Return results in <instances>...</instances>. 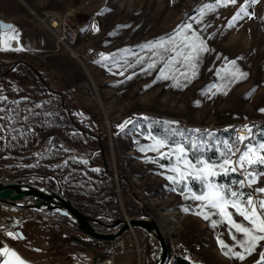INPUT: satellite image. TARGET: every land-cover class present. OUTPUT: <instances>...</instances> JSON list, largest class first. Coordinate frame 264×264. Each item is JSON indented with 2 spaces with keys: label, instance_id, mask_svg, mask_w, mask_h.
Wrapping results in <instances>:
<instances>
[{
  "label": "rangeland",
  "instance_id": "rangeland-1",
  "mask_svg": "<svg viewBox=\"0 0 264 264\" xmlns=\"http://www.w3.org/2000/svg\"><path fill=\"white\" fill-rule=\"evenodd\" d=\"M206 4H213L214 10L204 9L201 13L199 9ZM241 7H245L249 16L232 22V16ZM54 15L68 19L69 24L77 29L74 43L67 44L61 33L54 30L52 33L48 28L49 19ZM0 19L13 25L19 33L18 39L12 40L0 31V64L23 61L36 68L51 89L67 91V103L80 123L94 132L106 134V150L116 182L120 216L91 217L109 222L120 218L124 212L128 214L117 184L118 166L143 202L145 213L159 224L170 255H179V246L183 244L190 255L200 259L191 260L195 263L257 264L260 253H264V247L259 245L243 261L231 253L228 256L223 254L218 239L232 247V252L242 251L234 246L228 232L229 225L224 223L213 228L210 220L193 214L199 211L196 205L200 202L185 199V195H189L187 191L182 195L180 184L173 185L167 179L174 175L170 170L174 159L170 163L148 148L155 143L152 137L161 138L147 132L144 124L148 129L151 118L164 120L176 138V143H168L175 146L196 141L197 131L193 130L238 126L236 134L247 137L245 126L250 128L254 123H264V112L260 111L264 109V0L254 3L252 0H237L235 5L230 0H0ZM184 23H190L197 30L210 51L201 54L195 77L186 82V86L174 87V80L157 79L163 61L154 50L143 45L167 38ZM11 35L8 33V37ZM2 38L9 39L7 46L1 43ZM97 51L109 59H102V55L95 57ZM114 54L118 63L111 59ZM81 56H86L87 62L81 60ZM138 57L143 60L142 64L136 63ZM154 60V69L141 71ZM232 60L236 61L235 67L230 64ZM128 64L134 66L129 67ZM235 68L247 73V77L230 84L221 79ZM181 83L184 84L182 78ZM81 85L85 86L86 92L80 90ZM126 121L131 122L122 130L119 126ZM180 126L189 130L190 135ZM243 131L247 133L241 134ZM252 133L253 143L264 141H253L254 131ZM247 143L246 139L244 144ZM141 147L148 150L141 152ZM46 149L43 146L37 156L43 155ZM162 151L167 152V149ZM76 154L86 156V153ZM37 174H40V169L34 164L20 169L0 167V182H22L18 180L22 175H32L25 183L58 191L59 183L53 175ZM185 183L193 187L198 182L186 180ZM199 188L198 183L196 189ZM107 198L104 195L97 200L98 204L105 206ZM80 207L84 209V206ZM185 208L190 211L185 212ZM15 210L19 215L12 222H4L0 217V237L6 242L0 241V250L8 248L15 252L24 264H80L72 256L48 252L47 240L56 239V234L71 238L78 236L65 218L38 210ZM228 212L234 214L235 209L229 208ZM138 215L141 214L133 216ZM211 219L221 218L213 216ZM233 219L247 225L238 214H234ZM17 229L25 235L24 241L17 238ZM8 232L13 236L10 237ZM236 235L238 240L242 239V234ZM127 238L134 241L131 235ZM135 238L140 248L144 251L149 248L150 256H154L157 244L155 241L152 243L150 234L144 241L137 236ZM57 243L61 244L60 241ZM102 243L110 247V251L113 248V243ZM260 245H264V241ZM60 249L63 252L68 246ZM180 257L186 259L185 256ZM5 260L19 264L16 257L0 255V264ZM117 260L119 263L136 264L137 254L121 252Z\"/></svg>",
  "mask_w": 264,
  "mask_h": 264
},
{
  "label": "trees",
  "instance_id": "trees-1",
  "mask_svg": "<svg viewBox=\"0 0 264 264\" xmlns=\"http://www.w3.org/2000/svg\"><path fill=\"white\" fill-rule=\"evenodd\" d=\"M66 92L51 89L38 70L26 62L0 64V97H7V100L0 101V108L14 110L8 113L13 121L8 123L7 130L0 138V167L20 169L34 164L40 169V174L37 175H53L63 195L84 214L119 217L116 182L110 155L106 150V134L88 129L74 117L66 100ZM3 115L4 113L0 112V116ZM149 122L151 127L148 129L144 124L147 132L165 138L169 143H176L174 132L164 120L151 118ZM5 123L6 121L0 120V125ZM238 128L234 126L220 130L197 131L196 135H192H195L200 149L195 154L189 152V156H199L202 153L206 159L219 160L217 149H223L220 142L234 141ZM180 129L187 132L188 136L191 133L182 126ZM250 129L254 131L253 141L264 140V123H254ZM189 144L190 142H184L186 148ZM43 146L47 148L45 153L37 156ZM76 152L86 153V156H78ZM31 177L33 176L22 175L18 180L25 182ZM117 177L127 213L130 216L141 214L144 209L143 202L137 197L118 166ZM233 179H238L235 174L218 182L227 183ZM197 185L198 183L193 184V188L196 189ZM183 187L184 185L180 184V192ZM104 195L108 198L104 200L105 206H101L97 200ZM80 205L84 206V209ZM59 241L63 246L67 245L68 249L62 252L60 248L63 246L57 245ZM47 244L50 247L48 252L72 256L80 264H91L94 259L98 261L110 252V247L102 242H96L93 250L89 251L73 242L68 235L56 234V239H48ZM145 255V264H153L154 256H150L149 248L147 251L145 249ZM172 264L201 263L175 255Z\"/></svg>",
  "mask_w": 264,
  "mask_h": 264
},
{
  "label": "snow or ice",
  "instance_id": "snow-or-ice-1",
  "mask_svg": "<svg viewBox=\"0 0 264 264\" xmlns=\"http://www.w3.org/2000/svg\"><path fill=\"white\" fill-rule=\"evenodd\" d=\"M236 2L237 0H230V3L233 5ZM252 2L254 3L256 0H252ZM204 9L214 10V5L206 4L199 11L203 13ZM246 16H249V13H247L245 7H241L232 16L231 21L235 22ZM189 19L192 18L189 17ZM199 22L198 20L197 23ZM231 26L232 23L230 22L229 27ZM0 31H3L6 38L12 40H17L19 37V33L15 27L10 24L0 22ZM8 33L12 35L8 37ZM143 47L154 50L163 61V67L159 69L157 79L174 80V87L186 86V82L190 81L196 75L195 69L197 68L201 54L210 51L206 46L205 40L198 34L197 30L193 29L190 23L178 25L174 29L173 34L167 38L148 42ZM14 50L20 51L22 49ZM101 55L102 59H109V57H104L103 54ZM111 59L118 63L115 54ZM125 63L127 64L128 62L125 61ZM136 63L142 64L143 60L138 57ZM230 64L235 67L236 61L232 60ZM128 66L133 67L134 65L128 64ZM155 67L156 61L154 60L147 64V68H142L141 71H148ZM189 70H191V74H189ZM237 73H239V76H237ZM217 75L219 76L220 73H217ZM247 75V73L241 72L239 68H235L234 71L226 72V75L221 76V79L226 80L230 84L233 81L238 82L239 79L246 78ZM181 78L184 84L181 83ZM224 87L226 89L227 84ZM224 94L227 95V90L224 91ZM4 100H7V97H0V101ZM13 111V109L0 108V112L4 113L3 116H0V120L6 121L5 124L0 125V138H2L3 132L7 130L8 123L13 121V118L8 116V113ZM260 111L264 112V109H260ZM130 122L126 121L119 127L123 130ZM245 129L248 132L247 137L236 135L234 141L220 142L223 149H217L220 157L219 160L206 159L202 153L199 156L193 155L190 157L189 152L195 154L200 149V145L196 141H191L186 148L182 143H177L173 146L165 138L156 139L152 137L155 143L148 146L152 151L159 153L160 158L167 159L170 163L174 159V166L170 169L174 175L168 176L167 179L173 185H184L181 189V194L184 195L185 190L189 194L185 195V199L190 198L195 202H200L196 205L199 211L193 214L202 215V218L206 221L210 220L213 228L224 223L229 225L228 232L231 235V239L235 242L234 246L240 247L242 251L232 252V247L225 245L219 239L218 243L221 245V250L224 255L228 256L231 253L241 261L246 259L247 255H251L258 245L264 247V245H260V242L264 241V199L257 198L251 192L246 193L243 191L244 188L257 184L259 182L257 177L264 175V141L253 143L251 140V136L253 135L251 129L248 126H245ZM246 139L248 143L244 144ZM201 143L203 142L201 141ZM241 144H243V148L239 147ZM162 149H167V152L162 151ZM146 150L148 149L145 147L140 148L141 152ZM234 157L235 159H233ZM84 163H87V161H84ZM161 166L166 167L164 165ZM236 173H239L242 179L229 180L227 183L218 182L220 179ZM186 180L198 182L200 188L194 189L188 183H185ZM254 191L264 196V187L256 188ZM229 208L235 209L234 214L242 217L243 221L247 222V225L233 219L234 214L228 212ZM184 211L189 212L190 209L185 208ZM213 216H218L221 219H211ZM233 229L235 230L234 233L232 232ZM236 234H242V239L238 240ZM8 235L11 237L13 233L8 232ZM225 248H228V251H224ZM0 255L16 257L19 264H24L17 254L8 248L0 250ZM4 264H10V261L5 260ZM257 264H264V253H260V259L257 261Z\"/></svg>",
  "mask_w": 264,
  "mask_h": 264
},
{
  "label": "water",
  "instance_id": "water-1",
  "mask_svg": "<svg viewBox=\"0 0 264 264\" xmlns=\"http://www.w3.org/2000/svg\"><path fill=\"white\" fill-rule=\"evenodd\" d=\"M0 22L8 24L2 19ZM27 201L31 202L27 203ZM0 204L23 210L58 214L84 235L83 237L73 236L71 240L89 251L93 250L96 242L112 244L129 228L139 229L150 234L157 244L153 264H165L168 258L169 249L166 238L154 217L145 213L144 210L140 216H129L124 212L120 218L105 222L99 217L88 216L77 209L63 195L59 185L58 191L53 192L29 183L16 181L0 182ZM99 228L103 230H99ZM15 234L17 237H22L18 238L20 241L25 240V235L21 230L17 229Z\"/></svg>",
  "mask_w": 264,
  "mask_h": 264
},
{
  "label": "built area",
  "instance_id": "built-area-1",
  "mask_svg": "<svg viewBox=\"0 0 264 264\" xmlns=\"http://www.w3.org/2000/svg\"><path fill=\"white\" fill-rule=\"evenodd\" d=\"M50 20L55 21V23L57 24V32L61 33L63 36V39L67 42V44H72L73 43V34L75 32H77V29L74 28L73 25L69 24L68 19L54 15L51 16L49 19V25H50ZM53 30L56 29L54 28ZM59 41H62V38H59ZM64 43V41H62ZM102 52L97 51L95 52V57L98 55H101ZM87 57L86 56H81V60H83L84 62H87ZM80 90L83 92H86L85 86L81 85L79 86ZM80 91V92H81ZM264 122V121H262ZM243 133H247L246 131L241 132V134ZM241 148H243V144H241L240 146ZM235 159V157H234ZM257 171H259V169H257ZM237 176L238 179H242V177L239 175V173L235 174ZM258 183L257 184H253L251 187L248 188H244L243 191L248 193L251 192L253 193L254 196H256L259 199H264V196H261L260 194L256 193L254 191V189L256 188H262L264 187V175L258 176ZM140 216V215H138ZM71 230L74 231L75 233L78 234V236H84L80 231H78L76 228H74L73 226H71ZM131 235L133 236V238H135V236H137L139 239H141V241H144V239L146 238V236H148L149 234L145 231L139 230V229H134V228H129L128 231H126L121 237H123L124 235ZM119 237L118 239H116L113 242V248L111 249V251L108 253L107 256H105L104 258L91 263V264H126V263H119L117 260V255L122 253H131V252H135L137 254V261L136 264H145V260H146V255H145V251L143 248H140L139 244L137 243L136 238L134 239V241H129V243H131V245H129V247L123 248L120 244H119V239L121 238ZM153 239V238H152ZM0 241H3L2 238L0 237ZM5 242V241H3ZM154 242V240H152V243ZM6 243V242H5ZM177 256H185L186 260H193V261H200L199 258H197L195 255H190L187 252V249L185 247V245L181 244L179 246V255Z\"/></svg>",
  "mask_w": 264,
  "mask_h": 264
},
{
  "label": "bare ground",
  "instance_id": "bare-ground-1",
  "mask_svg": "<svg viewBox=\"0 0 264 264\" xmlns=\"http://www.w3.org/2000/svg\"><path fill=\"white\" fill-rule=\"evenodd\" d=\"M57 24L55 23V21H53V20H50V25H49V27L48 28H50V30L52 31L54 28L56 29V32H57ZM55 31V30H54ZM52 33H54L53 31H52ZM76 36H77V32H75L74 34H73V43H74V41H75V39H76ZM3 41H4V44L6 43V44H9V39L7 40V39H3ZM11 42V41H10ZM11 44H12V42H11ZM9 207H12V206H9ZM15 209H18L17 207H13V208H8V207H5V206H0V217H2L3 218V220H4V222H7V221H11V220H14L13 218H15V217H18V215H19V212H17V210H15ZM20 210V209H19ZM12 222V221H11ZM10 222V223H11ZM9 223V224H10ZM127 234L126 235H124L123 237H121L120 239H119V244L121 245V243L122 242H124L125 243V245L124 246H122L123 248H126V247H129V245H131V243H129V241H130V239L128 240V238H127ZM126 238V239H125ZM135 239V238H134ZM134 242H135V240H134ZM167 245H168V242H167ZM168 249H169V245H168ZM176 251V250H175ZM175 255H174V253H171V255L169 254V251H168V258H167V261H166V263L165 264H172V260H173V257H174Z\"/></svg>",
  "mask_w": 264,
  "mask_h": 264
},
{
  "label": "crops",
  "instance_id": "crops-1",
  "mask_svg": "<svg viewBox=\"0 0 264 264\" xmlns=\"http://www.w3.org/2000/svg\"><path fill=\"white\" fill-rule=\"evenodd\" d=\"M3 39L5 40L6 38H2V41H1V43L3 44V45H5V46H7L8 44H4V41H3ZM12 43H15V41H12Z\"/></svg>",
  "mask_w": 264,
  "mask_h": 264
}]
</instances>
